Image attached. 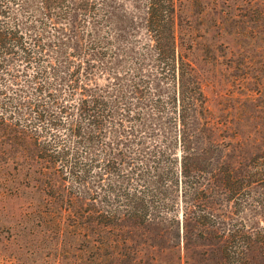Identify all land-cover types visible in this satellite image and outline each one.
<instances>
[{
    "label": "rangeland",
    "instance_id": "374dc122",
    "mask_svg": "<svg viewBox=\"0 0 264 264\" xmlns=\"http://www.w3.org/2000/svg\"><path fill=\"white\" fill-rule=\"evenodd\" d=\"M100 1L107 15L102 34H110L116 54L111 70L142 61V73H152L144 0ZM172 31L203 103L187 128L190 169L180 174L169 86L156 87L162 98L151 137L171 157L155 174H143L145 185L137 189L143 203L153 200L158 216L109 226L84 222L81 210L91 211L75 197L78 187L41 167L28 138L2 129L0 264H264V0H174ZM118 74L128 92L131 73ZM150 79L145 98L152 97ZM128 157L121 174L106 179L122 185L140 161ZM232 235L247 248L224 258L223 240Z\"/></svg>",
    "mask_w": 264,
    "mask_h": 264
},
{
    "label": "trees",
    "instance_id": "16d2710c",
    "mask_svg": "<svg viewBox=\"0 0 264 264\" xmlns=\"http://www.w3.org/2000/svg\"><path fill=\"white\" fill-rule=\"evenodd\" d=\"M144 2L152 70L146 74L142 61L123 73L109 67L116 54L110 34H102L107 15L100 0H0V130L28 138L41 167L78 187L75 197L91 211L81 210L84 222L109 226L124 217L145 222L158 216L153 200L143 203L137 187L145 185L143 174H155L171 157L151 137L162 98L156 87L162 83L169 86L166 97L182 152L178 172L190 169L184 163L187 128L202 108V94L175 48L174 0ZM127 71L132 78L125 92L117 75ZM149 77L152 97L145 98ZM146 138L152 139L149 146ZM126 142L134 150L124 151ZM125 155L140 161L123 184L106 179L121 174ZM234 236L223 240L222 257H238L247 248Z\"/></svg>",
    "mask_w": 264,
    "mask_h": 264
}]
</instances>
